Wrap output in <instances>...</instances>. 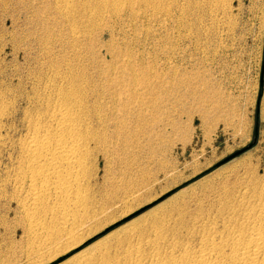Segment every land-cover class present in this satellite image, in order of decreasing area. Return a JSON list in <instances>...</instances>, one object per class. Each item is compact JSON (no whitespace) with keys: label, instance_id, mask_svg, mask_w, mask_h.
<instances>
[{"label":"rangeland","instance_id":"1","mask_svg":"<svg viewBox=\"0 0 264 264\" xmlns=\"http://www.w3.org/2000/svg\"><path fill=\"white\" fill-rule=\"evenodd\" d=\"M122 1L117 13L110 7L102 10H108L103 16L98 12L97 26H87V31L80 23L83 16L73 13L66 20L56 0H0V90L6 104L0 146V264H76L81 254L110 250L111 256H120L123 241L150 238L162 225L163 232L168 225L165 233L174 225L182 229L192 216L194 220L214 210L259 165L262 172L264 0ZM71 22L83 34L76 27L77 35L69 31L74 29ZM67 62L84 64L96 82L104 81L103 96H110L104 102L107 139L92 145L86 176L79 182L77 197L85 204L68 207L75 222L71 239L63 235L69 229L60 228L56 215L40 209L34 214L43 225L32 228L25 184L11 181L8 172L13 140L25 133L26 98L33 96L36 83L49 76L51 82L56 67ZM61 203L53 195L44 209Z\"/></svg>","mask_w":264,"mask_h":264},{"label":"bare ground","instance_id":"2","mask_svg":"<svg viewBox=\"0 0 264 264\" xmlns=\"http://www.w3.org/2000/svg\"><path fill=\"white\" fill-rule=\"evenodd\" d=\"M56 1L57 2H55V4H57L58 7L57 9H59L58 12H60L61 15L65 16L66 20H68L67 18H71L73 13H79L80 17L83 16L82 19H80L81 20L80 23L84 24L85 27H87L91 25L97 26V22L94 21V18L96 20L97 16H99L98 12L101 13V11L107 7H110L111 11L114 12L116 11L117 13V10L120 9V2L122 0H95V1L93 0L94 1L93 3L89 2L91 0L89 1L82 0L81 2H77L78 0L77 1L56 0ZM127 1L128 0L125 1L123 0L121 4H123L124 2L127 3ZM147 5L148 4L146 3L145 6ZM157 5L158 4H156L155 6ZM130 9L132 8L130 7ZM107 11H102L103 13L100 15L103 16L104 13ZM111 11L110 14L112 13ZM133 13L135 12H132V14ZM101 20L98 21L101 22ZM73 22L71 23L73 24ZM71 23L70 26L72 27ZM98 25L100 26V23H98ZM116 26H118V24ZM75 27L78 30V32L75 30ZM73 28H72L73 31L72 30L69 31L73 32L74 34L76 32L82 33V29L80 31V29H78L77 26L74 25ZM89 29L90 28L86 30L89 31ZM91 31L89 33H91ZM87 37L89 38V36ZM85 44L87 45V43ZM73 45L74 44H72V46ZM80 55L81 54H79V56ZM128 59L129 58H127V60ZM69 60L70 58L68 59V61ZM69 63H71V61H69ZM83 65H80L79 63L78 64L73 63L72 65V64H68L67 62L63 64L61 67L58 66L56 67L57 71L55 70L56 71L55 76H53V78L54 77L55 78L51 80V82H49L50 81V79H48L50 78L49 76L47 77V80L49 81L45 79L46 82L45 83L43 82V84H40L39 86L38 83H36L37 86L35 85L33 91L30 88L33 96H29L27 94L28 92L24 93L27 94L29 97L26 98L28 102L27 104L28 106L26 109L24 108L25 110L23 111H27L30 108V111L25 112L26 121H24L22 117V120L26 122L25 124L26 128L23 129L25 130V133L23 131L24 134L21 137L19 138L17 137L16 140H13L12 149L14 155L12 157L13 162L11 163L12 168L10 167L11 171L10 169L9 171L8 169H6L9 168L8 166L5 167V170L11 172V175L13 176V179L11 181L14 180L16 181L15 183H20L21 186H23L22 185L23 183L25 184L24 190L22 189L24 193L23 197L26 201L25 206L27 205L25 208L28 213V221L32 225V228H34V230L37 231L43 225L42 220L39 219L40 216L38 217L34 214L36 210L40 209V211H44L43 214L56 215L60 219V225H61L60 228H63V230L69 229L63 233L66 239H71L74 236L72 230L75 226V222L71 218L69 213L70 212L68 209L69 205L71 204L72 207H75V205L83 207L85 204L84 203L85 199H82L81 196L79 197L77 196L79 195V190H80L79 182L84 179L83 177L86 176L87 169L85 165L87 162L89 151L91 147H93L92 145L95 146L96 143H99L101 145L103 142L106 141L107 129L110 127V124L108 123L109 117L107 116L108 110L105 105L106 103H104L105 99L109 98L110 96H108L107 93L105 94L106 96L105 95L103 96L105 91V88L103 86L104 81L96 82L93 78L94 74L92 75L93 76L92 77L90 75L91 73L87 72L88 69L87 68L85 69ZM53 68H55V66ZM1 72L2 70L0 71V73ZM95 72L100 77H102L101 76L102 72L96 70ZM134 78L135 77H133V79ZM108 79H106V81H111V79L110 80ZM32 84L30 87L34 86ZM13 85L16 84L13 83ZM13 85L11 88H15V86L13 87ZM1 90H0V146L4 141L3 140L4 138H2V134H1V130H3L4 128V124L2 123V120L4 115H6L5 114L6 104L3 103V96L5 92ZM11 91L13 90L10 89V92ZM19 93L17 95H19ZM13 94H14L13 96L16 95L15 93ZM21 94L23 95V93ZM6 96L8 95L6 94ZM9 98H11V96ZM15 99L14 101H17ZM6 101L8 102V100ZM25 101L23 100V102ZM21 102L22 101H20V103ZM113 102L115 103V101ZM13 103L11 102V105ZM9 105L10 104H8V106ZM114 106L115 105H113V107ZM41 108L43 113L40 111ZM32 111L36 113L29 114ZM10 112L12 111L10 110ZM115 127L117 126L115 125ZM114 132L116 134H119L118 129L116 128H114ZM8 135L7 136L5 135V137H8ZM11 139H13V137ZM109 141L110 140H108V142ZM5 146L6 144L4 145V147ZM259 166L256 167L258 173L254 167V169L256 170L254 175H251L245 181L243 180L242 183L244 184H241V186L236 191L234 190L235 191L234 193L232 192L231 195L229 196L227 195V197L220 199L219 202L217 201L219 205L217 207L214 206V208L216 207L214 210L212 211L208 210L209 212H207L205 209L203 211L206 212L204 213L199 212L200 214H197L194 220H193L194 217L192 216L191 218L192 221L189 224L184 225L182 229H180L181 227L178 228V225H176L177 228L174 225V227L170 226V228L168 229V233H165L167 231L166 228L168 225L167 226L165 225L166 228L163 229L165 230V232L161 230L163 226L162 225L160 226L161 228L159 227L160 228L159 230H155V232L152 235H150L151 233L149 234L151 236L150 238L144 237V239L135 238L134 240L132 239V241L131 239L123 241V245L122 247H120L121 248L120 256H111L110 254L111 250L109 252L110 255L104 253L99 255L95 254L96 256H94V254L92 255L81 254L82 256L79 255H78L79 257L77 256L78 259L77 261L75 260L76 264H264V167H262V172L259 173V168L261 167ZM8 172L7 175L9 176L10 173ZM7 175L6 177H8ZM3 181H1V183ZM20 184L16 186L19 187ZM239 185L240 184H238L237 186ZM16 186L14 188H16ZM233 187H235V185H233ZM18 190L20 191L21 188ZM53 195H55L56 199L62 200V203L57 207H50L44 209L45 201L48 198H51ZM20 196H22L21 193ZM75 197L77 198L75 199ZM23 206L24 204H22V207ZM185 220L186 219H184V221ZM185 223L186 222H184V224ZM112 255L114 254L112 253Z\"/></svg>","mask_w":264,"mask_h":264}]
</instances>
